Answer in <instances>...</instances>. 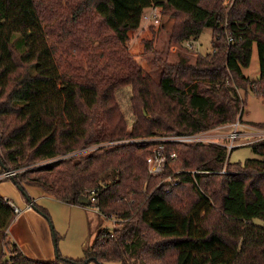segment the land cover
<instances>
[{
	"label": "trees",
	"instance_id": "trees-1",
	"mask_svg": "<svg viewBox=\"0 0 264 264\" xmlns=\"http://www.w3.org/2000/svg\"><path fill=\"white\" fill-rule=\"evenodd\" d=\"M225 1L2 0L0 175H16L0 180L49 223L55 259H30L9 240L17 213L0 196V264H264V139L249 145L259 158L243 163H229L221 145L165 142L166 166L180 170L174 183L162 182L167 167L148 176L145 161L151 138L241 123L249 91L264 104V0ZM151 7L171 20L168 43L179 48L169 60L146 43L157 79L128 48ZM204 29L212 51L182 55ZM254 44L250 80L242 69ZM124 86L131 124L115 95ZM27 188L116 226L98 229L84 259L65 258Z\"/></svg>",
	"mask_w": 264,
	"mask_h": 264
},
{
	"label": "rangeland",
	"instance_id": "rangeland-1",
	"mask_svg": "<svg viewBox=\"0 0 264 264\" xmlns=\"http://www.w3.org/2000/svg\"><path fill=\"white\" fill-rule=\"evenodd\" d=\"M4 6L0 0V23L2 22ZM159 12V10H158ZM171 20L166 21L161 19L159 24H151L141 20L137 30L129 33L128 48L135 61L143 68L144 71L151 74L152 77L158 78V69L152 64V56L144 53L145 45L151 42L152 49L160 53V55L169 60L174 59V53L179 50L178 46H171L168 43V30L171 26ZM213 35L210 29H204L201 35L196 39H191L188 43L182 46L180 52L182 55L194 58L195 55H205L212 51L211 41ZM188 44V46H187ZM242 73L250 80H256L259 77V63L257 48L254 44L252 47L251 59L249 66L242 69ZM241 98H244L242 91L238 92ZM131 94L130 86L121 87L116 91L117 102L126 117L129 124L133 122V117L129 107V98ZM239 124V138L235 141L237 145L231 151H227V160L229 163H243L247 159H258L259 157L253 153L250 144L264 139V128L256 124L264 125V104L262 100L250 91L246 95V107L242 116V122L236 121L233 124ZM232 130V124L218 127L214 130L198 134L194 142L212 143L221 146L227 145L226 137ZM171 138L172 136H164ZM158 137L151 138L147 141H156ZM42 164H36L38 167ZM171 170L164 179L163 183H174L173 176L180 170H177L173 165L166 166ZM166 167L165 170L166 171ZM193 172V171H192ZM165 173V172H164ZM163 174V172L161 173ZM159 174V175H161ZM157 175V176H159ZM149 176V175H148ZM156 177V176H150ZM0 179H5L0 177ZM161 182V183H162ZM13 185L10 180H0L1 187ZM35 202V201H34ZM38 206L47 211L53 229L56 233L57 248L64 257H69L72 260L84 259V252L93 243L94 237L100 228L108 230L113 229L116 224L114 220H107L93 207L70 206L59 204L54 201H42L40 204H47V207L35 202ZM257 224H261L259 220H255ZM49 225V223H48ZM50 226V225H49ZM51 228V227H50ZM89 264H95L90 262ZM105 264H119L117 262H109Z\"/></svg>",
	"mask_w": 264,
	"mask_h": 264
},
{
	"label": "crops",
	"instance_id": "crops-1",
	"mask_svg": "<svg viewBox=\"0 0 264 264\" xmlns=\"http://www.w3.org/2000/svg\"><path fill=\"white\" fill-rule=\"evenodd\" d=\"M26 192L33 201L39 204L48 200L57 203L37 188H27ZM0 196L8 200L18 210L15 220L7 229L9 240L13 241L21 252L30 259L41 262L53 261L55 259V246L47 221L27 204L25 198L13 185L0 186ZM42 206L47 207V204L44 203ZM60 254L62 255V253Z\"/></svg>",
	"mask_w": 264,
	"mask_h": 264
},
{
	"label": "built area",
	"instance_id": "built-area-1",
	"mask_svg": "<svg viewBox=\"0 0 264 264\" xmlns=\"http://www.w3.org/2000/svg\"><path fill=\"white\" fill-rule=\"evenodd\" d=\"M229 0L225 1V4L228 3ZM159 9L151 7L144 11L141 20L145 22H149L151 24H159ZM231 40V39H230ZM188 46V44H187ZM189 47V46H188ZM239 124H232V130L227 135V145L224 147L227 149V151H231L234 149L237 145H235V141L239 138V131H238ZM197 138H199L197 135H190V136H172L169 137H159V139L156 140V144L153 146L151 150V154L148 155L146 158V166H147V174L149 176H157L161 174L166 167L167 164V158L164 153V143L165 142H182V143H190L194 142ZM175 158V154L171 155V159ZM221 173H224V170L221 171ZM16 175V172L14 171H7L0 175L2 178H9ZM15 212L17 213L18 210L15 209Z\"/></svg>",
	"mask_w": 264,
	"mask_h": 264
}]
</instances>
